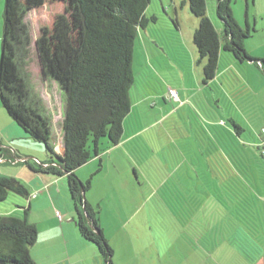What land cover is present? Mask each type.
<instances>
[{"label":"crops","instance_id":"1","mask_svg":"<svg viewBox=\"0 0 264 264\" xmlns=\"http://www.w3.org/2000/svg\"><path fill=\"white\" fill-rule=\"evenodd\" d=\"M244 1L245 4L242 2L244 16H236V10L232 4L233 15L237 23L242 28L248 27L251 29V37L245 39L244 48L250 56L256 59H264V0ZM238 2V0H235L236 5ZM198 24L199 21L197 20L195 28L192 31V41ZM218 30L219 32L223 31L222 24ZM187 37L190 39V34ZM183 44L182 48L186 51L187 60L190 61L187 65L198 62L203 69L206 61L204 60L199 63V54L194 42L191 46L187 42L189 50ZM198 82L201 85L189 88L180 80L176 85L164 86L163 94L157 96L156 99L153 98L152 102L147 104L146 101L148 102L149 100L145 99L139 102L145 103L149 108L147 110H152L151 108L163 102L161 108L163 110V125L167 129V131L163 130L166 136L165 148H172L181 159L179 163V175L176 178L180 184L178 197L172 196L175 192L171 189L167 193L168 197L164 196V186L174 178V175L165 176L160 174L158 177L151 176L147 168L149 160H144L140 157V153L144 151L145 147L148 148V143L150 142L146 135L154 128L155 124L160 122V118L148 126L139 125L138 123L137 127L131 126L129 120L135 112L133 108H138V103L132 105V110L124 121V132L120 143L117 146L110 147L98 157L92 159L82 167L83 169H78L76 174L82 179L81 175H86L88 172L92 173L90 174V179L92 180L95 177L96 183L93 184L91 182L89 190L93 188L100 190L102 188L104 194L111 196L113 200L123 201V204H129L131 208L136 207L137 210L145 207L146 203L147 205L150 203L148 201L159 196V199L165 203L164 212L168 213L167 215L170 216V219H172L171 216L179 217V234L177 235L179 237L175 238L179 244V256L160 257L158 258V263L151 262L149 264H220L219 258H215L216 261H214L213 252L208 251L209 254L207 255L210 256L204 257L197 250L205 247L209 249L219 248L222 245L233 250L234 256H231L233 259L231 264H264V190H261L260 186L261 183L264 186V178L259 177L257 171L253 170L251 158H246L242 154L240 157H237L239 158L238 163L243 169L237 168V145L235 143L238 141L237 139L235 140L233 135V133L236 134L242 140L243 133H250L252 138L249 140L243 139V141L248 143L247 148L250 150L253 148L254 153L251 152V155L255 156L258 153L264 159V71L253 61L239 62L232 54L221 50L219 68L215 78L205 84L202 76L200 80L198 79ZM171 89L178 93L181 103L176 102L171 97L169 92ZM192 89L200 90V98L196 100L200 105L204 100L208 103L212 100V103L214 102L211 104L212 106L215 103L219 104L220 95H225L224 92H226L239 108L241 115L233 118L231 116L232 112H229L230 119L224 120L213 114L211 121H206V123H203L202 119L201 121L197 119L199 128L189 127L187 123L183 122L185 118L180 113L192 102L191 97L193 93L197 92H193ZM209 89L212 91L211 99L205 93ZM189 90H191V95H189ZM234 104L231 103V111H235ZM233 123L240 126L241 129L238 133ZM221 128L234 138V147H231L228 156L224 155L223 151H220L218 148L219 140L216 132H219ZM7 130L15 131L16 135L19 134L14 127V123H8L7 129L2 131L4 132V137L7 134ZM255 132H258L260 140H256L254 136ZM204 133L207 135L205 139L210 142L208 147L205 146ZM22 135H25L24 131ZM10 138L11 136H8L7 142H10ZM3 143L5 142L0 139V152H3V149L12 152ZM213 147H215L214 150H211ZM249 149H247L248 152ZM56 152L59 155L64 154L62 140L56 143ZM114 153H116L115 159H111L110 162L106 163V156ZM15 155L17 156L16 152ZM8 159H10L9 156H4V160L0 165H8ZM259 164L262 165L263 163ZM163 167L164 170L165 168L169 170L176 168L174 162L168 161L167 157ZM130 169L132 170V174L130 173ZM260 170L263 172V169ZM36 175L40 177H37L35 181L31 180L29 182L30 189L28 191L30 196L27 206L30 209L26 216L28 221L34 224L38 230L37 242L30 250L34 262L36 264H105L99 251L95 249L94 244L85 240L79 231L76 209L67 191V177H59L47 173H36ZM0 176L5 175L0 173ZM236 184H238V194ZM257 184L259 188H257ZM181 190L189 191L188 193H193L194 191L195 194L189 196L188 201L190 199L191 201L212 200V204H214L217 210V213H213L217 217L216 221L219 220L218 216L222 213L220 207V202L222 201L227 205V209H223L222 215L231 216L233 219L238 217L237 221H240V224L234 223L224 226L219 224L218 221L217 224H211L212 229L206 228L209 225H195L194 221L192 222L193 226L192 224L190 225L191 222L182 218L185 211L184 208L186 207L184 200L186 199L180 193ZM177 199L181 202H178V205L174 203L175 206L172 210L166 201H175ZM126 200H130V203ZM96 201L94 198H89L88 196L87 203L92 208ZM22 204L25 205L26 203L22 202ZM99 205L98 203L96 208L99 209L100 214L102 208ZM13 210L18 214L22 213L21 211L24 212L22 207L13 208ZM198 210H200V206H198L197 202L195 211ZM108 215L111 219V225L117 231L124 232L125 228L121 225L124 217L123 209L119 208V211L113 209ZM248 220L251 224H246ZM144 221H146V218ZM98 225L101 227L100 223ZM147 225L149 226L148 230L154 232L152 236H148L149 239H152V241L159 240L158 244L160 247L171 250L170 234L173 230V225H161L163 226V229H160L162 236L155 234L154 229L159 227H156L155 223H147ZM205 229L209 232L228 231L229 234L228 236H222L224 239L222 242L217 239L206 240L210 235L207 237L202 236V231ZM120 237H123L127 241L130 240L131 236L126 233ZM152 244H155V242H152ZM208 257H211V259ZM139 261L138 257H133L131 264H137ZM113 264L116 263L113 262Z\"/></svg>","mask_w":264,"mask_h":264},{"label":"trees","instance_id":"2","mask_svg":"<svg viewBox=\"0 0 264 264\" xmlns=\"http://www.w3.org/2000/svg\"><path fill=\"white\" fill-rule=\"evenodd\" d=\"M27 1L28 5L23 0H6L0 102L25 136L45 144L49 158L36 162L41 166L39 172L67 177L82 237L98 248L105 264H113V249L95 217L99 211L86 201L91 179L83 185L76 171L110 147L117 146L122 139L124 121L133 105L130 91L134 84L135 41L139 29L145 28L148 22L145 12L150 0H68L70 16L60 17L52 31L43 29L38 41L42 74L45 79L58 83L65 95L63 155L55 150L52 117L26 70L32 57V37L25 18L30 7L43 4L44 0ZM188 3L199 21L193 42L199 63L206 61L205 84L217 74L221 50L232 54L239 62L253 61L264 71V59L250 56L244 48L251 29L242 28L235 20L232 0L215 2L222 32L208 14L207 0H188ZM233 125L238 133L240 126ZM102 138L108 139L106 146L101 145ZM4 156L6 154L0 155V163ZM22 163L28 164V160ZM10 194L22 199L16 200L20 203L16 208L22 207L24 215L0 216V264H36L30 250L37 242L38 230L26 217L29 206L22 204L25 200L28 203L29 191L17 178L0 176V203L6 202Z\"/></svg>","mask_w":264,"mask_h":264},{"label":"rangeland","instance_id":"3","mask_svg":"<svg viewBox=\"0 0 264 264\" xmlns=\"http://www.w3.org/2000/svg\"><path fill=\"white\" fill-rule=\"evenodd\" d=\"M238 1L239 2L237 5L235 4V0L232 1L233 8H235L236 10V16H244L242 12V2L243 4H245V1ZM23 2L28 5L27 0H23ZM215 2L216 0H207L208 14H210L217 28H219V26L221 25V21L216 16ZM68 3V0H44L43 4L30 7L25 18V21L27 22L31 30L32 37V57L29 65L26 67V70L31 75V83L34 85L35 91L42 99L47 113L52 117L56 143H59L60 140H62V121L65 109V95L58 83L45 79L43 77L42 67L38 58V41L39 38L43 35V29L52 31L54 30L60 17L65 16L66 18H68L70 16ZM5 7L6 0H0V60L2 55V36ZM145 14L148 22L145 28L139 29L138 36L135 41L133 56L134 84L130 91L131 100L134 105L138 103V108L133 106L135 112L130 117L129 122L131 126L134 127L138 126L137 123L139 125L143 124L144 126H148L150 123L156 122L160 118V122L155 124L154 128L150 130L146 135L150 142L148 143V148L145 147L144 151L140 153V157L144 160H149V165L147 166V168L151 173V176L158 177L160 174H163L165 176H169L170 174L171 176L174 175V178L164 186V196L166 195V197H168L167 193L169 189H171L175 192L174 194H172V196L178 197V189L180 188V184L178 183L176 178L179 175V163L181 159L177 154H175L172 148H165L166 136L163 130L167 131V129H165L163 125V110L161 109L163 102H161V104L157 105L156 107L151 108L152 110H147L149 109L147 105L145 103L139 102H142L140 101L142 99L149 100L148 102L146 101L147 104L149 102H152L154 100L153 98L156 99L157 96L163 94L164 86L169 87L171 86V84L176 85L180 82V80L189 88L201 85L198 82V79L200 80V78H202L203 76V69L201 67V64H198V62H193V64L191 63V65H187V63H190V61L187 60L188 57L186 51L182 48L183 43L185 44V48L187 50H189L187 42L190 43V46L192 45V31L193 28H195L194 26L198 19L191 13L188 0H150ZM188 34H190L191 36L190 39H188L187 37ZM192 90L193 92L197 91V89ZM205 93L206 95H209L211 99L212 91L209 89L206 90ZM224 93L225 95H220L221 99L219 104L215 103L212 106L211 104L214 103H212V100H210L209 103L204 100V102L200 105L196 101L197 98H200V90L198 89V91L193 93L191 97L192 102L189 103L190 108L188 106L180 113V115L184 116L183 118H185L183 122L187 123L189 127L192 126L196 129L197 127H200L199 124H197V119H199L200 121L202 119L203 123H206V121H211L213 114H216L217 116H219V118H223L224 120L230 119V115H228L229 112H232L231 116L233 118H237L238 116H240L241 114L237 105L234 104V102L230 99L226 92ZM189 95H191V90H189ZM203 97L205 96L203 95ZM178 102H180V100ZM231 103L234 104L235 111H231ZM8 123H14L15 129L19 132L18 135L15 134V131L13 132L12 130H7V134L4 137V132L2 131H5L7 129ZM22 133L23 130L21 129V127L9 117L0 102V139L5 142L3 143V145L8 146L12 151L11 154L10 151L8 154V151L5 149H3V152H0V155L6 154L10 157V159H8V165H0V173L4 174L5 176L17 178L26 186L27 189H30L29 182L31 180L35 181L37 177H40L39 175H36V173L44 174V172H39L41 166L40 164H36V162L47 161L49 155L44 143L33 140L32 138L22 135ZM216 134L219 140L218 148L220 149V151H223L224 155L228 156L231 147H234V138L222 128L219 130V132H216ZM233 135L235 137V140L237 139L238 141L237 143H235L237 145V168L243 169V167H241V165L238 163L239 158L237 157H240L242 154L246 158H251L252 165L254 167L253 170L257 171L259 177L264 178V159H262L261 155L256 152L255 156L251 155V152H253V148H251L252 150L247 148L248 143L243 141V139H251L252 135H250V133L248 132H245L242 134V140H240V138H238L236 134L233 133ZM8 136H11V138L9 139L10 142H7ZM203 136L205 140V146L208 147L210 145V142L205 139L207 137L206 133H204ZM254 136L256 137V140H260L258 132H255ZM107 143V138L101 139L102 146H106ZM240 145L241 147H239ZM214 148L215 147H213L211 150H214ZM247 149H249V152ZM15 152L17 156H14L12 154ZM115 156L116 153L112 155L109 154L108 156H106L105 162H110L111 159H115ZM166 157L168 161L172 163L174 162L176 168H172L171 170L165 168L164 170L163 166L166 163ZM23 160H28V164L22 163ZM163 161L165 162L164 164ZM259 163L263 164L261 165ZM29 166L34 167L35 170L31 169ZM82 167L80 168L83 169ZM260 169H263V172H261ZM130 173L132 174L131 169ZM90 174L92 173L88 172L86 175H81L82 179L78 177L83 185H86L87 181L90 179ZM94 178L91 180L93 184L96 183V179ZM176 181L177 183H175ZM67 183L66 185L68 187ZM235 186L238 194V184H236ZM260 186L261 190H264V186L262 185V183L260 184ZM257 188H259L258 184ZM67 189V191L69 192V188ZM188 192L189 191L181 190L180 193H182L185 197L184 199H186L184 200L186 207L184 208L185 211L182 218L191 222L190 225L194 221L195 225H209L206 228L212 229L211 224H217L218 221L219 224L224 226H229L234 223L240 224V221H237L238 217H235L233 219V217L231 216L222 215V213L224 212L223 209H227V205H225V203H223L222 201L220 202L222 213L220 216H218L219 220L216 221L217 217H215V214L213 215V213H217V210L214 204H212V200L203 199L201 201H191L190 199L188 201L189 196H193L195 194L194 191L193 193ZM88 196L89 198H94V200H97L93 207L94 209H96V211H99V209L96 208V205L98 203L100 204V208H102L100 210L101 213L98 214L99 216L96 215L95 217L98 224L100 223L101 225L100 229L104 231V236L107 239L108 245L113 249V262H115L116 264H126L128 262L131 264L133 257H138L140 259L139 263L137 262V264H149L151 262L158 263V258L160 257L179 256V244L178 240H175V238L179 237L177 235L179 234L178 226L180 219L178 216H171L173 220L170 219V216L167 215L168 213L164 212L165 203L164 201L159 199V196L151 201H148V203H150L148 205L146 203L145 207H141L139 210H137L136 207L131 208L129 204H123V201L113 200L111 196L104 194L102 188L100 190L98 188H93L92 190L87 191L85 194L86 201L88 199ZM16 200L20 202L22 199L15 196V194H10L6 202L0 203V216L18 214L13 210V208H16L18 204L20 205V203H18ZM126 201L130 203V200ZM190 201L193 203H191ZM178 202L181 201L178 199L175 201H166V203L170 205L172 210L175 204L178 205ZM197 202L198 206H200V210L195 211ZM25 203L26 204L24 206H27V200H25ZM119 208L123 209L124 217L121 225L123 226V228H125L123 230L124 232L117 231L115 227L111 225V219L108 215L111 210L114 209L119 211ZM21 212L22 213H20V215H24L23 211ZM149 212L150 214H148ZM145 218L146 221H144ZM147 223H155L156 227L159 226L157 229H154L157 236H162V234H160V229H163V226L161 225H173V230L170 234L171 250L160 247L158 244L159 240L152 241V239H149L148 236H152L154 232L152 230H148L149 226L147 225ZM249 223L250 221L248 220L246 224ZM195 231L198 232L197 230ZM126 233L131 236L130 240L125 241L123 237H120L121 235H125ZM228 234V231L209 232L206 229L202 231L203 237H207L210 235L206 240L217 239L221 242L222 240H224L222 236H228ZM152 242H155V244H152ZM129 245H131V247H129ZM94 247L98 251V248L95 245ZM208 251L213 252L212 254H214V261H216L215 258H219L220 264H231V262L233 261V259L231 258V256H234L233 250L226 246L224 247L222 245V247L213 249L205 247L197 250V252H200L199 254L203 255L204 257L210 256L207 255L209 254ZM208 258L211 259V257Z\"/></svg>","mask_w":264,"mask_h":264},{"label":"built area","instance_id":"4","mask_svg":"<svg viewBox=\"0 0 264 264\" xmlns=\"http://www.w3.org/2000/svg\"><path fill=\"white\" fill-rule=\"evenodd\" d=\"M169 92H170V95H171V97L174 99V100H176V101H179V98H178V93L175 91V90H169ZM263 132H264V130H263ZM0 162H1V160H0Z\"/></svg>","mask_w":264,"mask_h":264}]
</instances>
